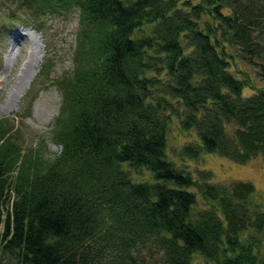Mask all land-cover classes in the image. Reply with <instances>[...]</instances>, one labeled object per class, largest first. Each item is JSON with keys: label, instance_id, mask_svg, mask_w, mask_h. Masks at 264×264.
I'll return each instance as SVG.
<instances>
[{"label": "trees", "instance_id": "obj_1", "mask_svg": "<svg viewBox=\"0 0 264 264\" xmlns=\"http://www.w3.org/2000/svg\"><path fill=\"white\" fill-rule=\"evenodd\" d=\"M17 1L77 10L80 30L56 80L61 150L0 129V264H264L254 184H215L167 154L177 119L200 139L182 162L264 160V0Z\"/></svg>", "mask_w": 264, "mask_h": 264}, {"label": "rangeland", "instance_id": "obj_2", "mask_svg": "<svg viewBox=\"0 0 264 264\" xmlns=\"http://www.w3.org/2000/svg\"><path fill=\"white\" fill-rule=\"evenodd\" d=\"M35 13L19 8L17 0H0V129L14 133L21 147L43 150L50 157L61 150L52 134L62 105L56 80L72 73L80 30L79 12ZM25 18L27 22L23 21ZM11 24V30L5 29ZM238 70L253 73L242 61L234 69ZM242 74L239 75L244 78ZM244 92L250 94L252 90L247 87ZM226 127L231 131L235 125ZM167 141L168 157L188 165L194 170L193 176L197 170H208L213 173L215 184L250 181L256 188V198L264 203L262 155L245 165L215 153L182 162L179 152L185 143H200V139L195 131L184 130L177 119L170 124ZM3 228L0 223V235ZM195 261L217 264L201 258Z\"/></svg>", "mask_w": 264, "mask_h": 264}]
</instances>
